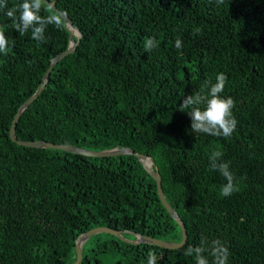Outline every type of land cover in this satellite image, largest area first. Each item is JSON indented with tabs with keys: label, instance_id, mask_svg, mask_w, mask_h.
<instances>
[{
	"label": "trees",
	"instance_id": "obj_1",
	"mask_svg": "<svg viewBox=\"0 0 264 264\" xmlns=\"http://www.w3.org/2000/svg\"><path fill=\"white\" fill-rule=\"evenodd\" d=\"M48 1L81 35L17 118L16 138L144 154L186 229L177 249L106 233L109 239H95L86 251L84 242L79 264H147L150 252L157 264H195L186 249L202 239L221 241L227 264H264V0ZM6 2L13 8L22 0ZM6 11H0L9 41L7 55L0 54V264H69L75 238L97 226L132 240L140 234L180 241L181 229L136 156L93 157L10 139L18 107L50 59L66 50L69 32L64 21L48 25L46 42L38 43L31 31L20 36ZM53 13L42 3L40 15ZM149 37L156 47L146 51ZM221 72L227 81L220 95L235 102L236 129L230 138L192 133L179 104ZM215 152L229 162L238 189L227 197L220 194L227 181L209 167ZM100 252L118 258L103 262Z\"/></svg>",
	"mask_w": 264,
	"mask_h": 264
},
{
	"label": "clouds",
	"instance_id": "obj_2",
	"mask_svg": "<svg viewBox=\"0 0 264 264\" xmlns=\"http://www.w3.org/2000/svg\"><path fill=\"white\" fill-rule=\"evenodd\" d=\"M217 4L222 0H216ZM43 0H22L13 8H8L6 0H0V11L7 8L4 13L11 21L12 27L24 36L31 31V37L38 43H45L44 32L48 25H54L60 28L63 24V18L58 13L48 16L40 15ZM200 29L195 30L199 34ZM15 41L12 42L14 47ZM156 47L154 37H149L145 43L146 51H151ZM174 47L180 49L182 41L175 40ZM9 41L4 31L0 28V54L7 55ZM227 76L224 73H218L215 77V83L210 80L205 83L200 91L184 96L179 104L178 110L186 113L191 120L190 130L192 133H204L216 137L230 138L236 129L237 121L233 116L234 100L228 97H222L220 93L224 91ZM187 110V111H185ZM221 153L215 152L210 159L209 167L218 171L227 181L222 185L220 194L224 197L230 196L238 189L234 185V175L229 171V162H220ZM207 253V256L204 255ZM186 255L194 256L195 264H209L208 256L212 257L211 264H227L228 249L224 244L214 239L211 242L201 240L199 246H189L186 249ZM162 259V257H160ZM158 257L150 252L147 258V264H157Z\"/></svg>",
	"mask_w": 264,
	"mask_h": 264
},
{
	"label": "water",
	"instance_id": "obj_3",
	"mask_svg": "<svg viewBox=\"0 0 264 264\" xmlns=\"http://www.w3.org/2000/svg\"><path fill=\"white\" fill-rule=\"evenodd\" d=\"M43 3L46 4L50 9L54 10L56 13L60 14L63 18L64 21V27L68 30L69 32V45L66 48V50L58 53L54 57L50 59L49 66L44 73L43 79L41 83L38 85L34 93L28 97L17 109L14 118L12 119L10 128H9V137L12 141L17 143L18 145L26 146V147H35V148H54V149H60L66 152H71V153H77V154H82L86 156H93V157H101V156H116V155H134L138 158L144 169L147 171V173L155 180L156 182V191L157 195L159 197L160 202L162 205L165 207L167 212L171 215V217L174 219V221L178 224L179 228L181 229L182 237L181 240L178 242L174 241H163L160 239H155L152 237H148L145 235H140V234H133L135 238L131 241L127 240L128 242L131 243H138V242H144V243H149V244H155L161 247L165 248H170V249H177L181 247L185 241H186V229L184 227V224L176 211L172 208V206L166 201L162 188H161V180L160 176L157 172H153L151 170V160L149 157L145 156L144 154L135 152L133 149L128 148V147H120V148H112L108 150H103V151H95V150H89V149H84L75 145L71 144H63V143H52L49 141H44V140H29V141H22L18 140L15 136V124L16 120L21 114V112L34 100L37 98L38 94L41 92L43 89L46 81L48 80L49 73L52 69V65L59 61L62 57L67 55L68 53H71L74 51L76 44L79 41L80 37V31L78 28H76L73 24V22L68 18V16L62 11L56 8L54 4L48 0H43ZM74 36L77 37L76 40H74ZM150 160V164L146 163V160ZM95 233H108L110 235H113L115 237H118L122 239V233L120 230L112 229L106 226H97L89 229L88 231L80 233L74 240L75 244V260L69 264H79L82 258V251L81 247L83 243L93 234Z\"/></svg>",
	"mask_w": 264,
	"mask_h": 264
},
{
	"label": "rangeland",
	"instance_id": "obj_4",
	"mask_svg": "<svg viewBox=\"0 0 264 264\" xmlns=\"http://www.w3.org/2000/svg\"><path fill=\"white\" fill-rule=\"evenodd\" d=\"M179 1H186V0H170V2L172 4H174L175 2H179ZM106 233H95L93 235H91L85 242L84 246H85V251L91 247L92 245H94L95 243V239L97 238H101V239H109L110 238V235H105ZM132 235L129 234V233H123L122 235V239L121 240H124V241H131L132 240ZM95 257H96V248L94 250V254H93ZM97 256L103 261V262H113L114 260H116L118 258V255L117 254H109V253H105V252H100V253H97Z\"/></svg>",
	"mask_w": 264,
	"mask_h": 264
},
{
	"label": "bare ground",
	"instance_id": "obj_5",
	"mask_svg": "<svg viewBox=\"0 0 264 264\" xmlns=\"http://www.w3.org/2000/svg\"><path fill=\"white\" fill-rule=\"evenodd\" d=\"M146 163H147V164H150V160H149V159H147V160H146Z\"/></svg>",
	"mask_w": 264,
	"mask_h": 264
}]
</instances>
